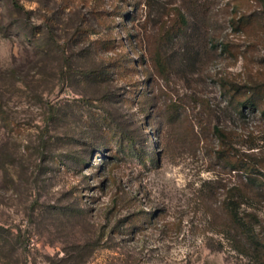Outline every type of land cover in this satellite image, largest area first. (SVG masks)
Here are the masks:
<instances>
[{
    "label": "rangeland",
    "instance_id": "1",
    "mask_svg": "<svg viewBox=\"0 0 264 264\" xmlns=\"http://www.w3.org/2000/svg\"><path fill=\"white\" fill-rule=\"evenodd\" d=\"M251 81H264V0H0V264H264L219 210L246 179L194 136L220 126L264 158V118L223 90ZM170 100L178 126L160 116ZM254 183L230 206L258 232Z\"/></svg>",
    "mask_w": 264,
    "mask_h": 264
},
{
    "label": "trees",
    "instance_id": "2",
    "mask_svg": "<svg viewBox=\"0 0 264 264\" xmlns=\"http://www.w3.org/2000/svg\"><path fill=\"white\" fill-rule=\"evenodd\" d=\"M240 22L242 23L243 21L240 19ZM180 26L182 27L181 29L184 28V24ZM163 40L164 37H156L153 40V48L149 50V61L152 74L158 79L165 80L169 73V64L162 52ZM144 86L148 89V82ZM223 90L224 94L229 98L228 102L240 114L242 113V108H247L254 110L264 118V81H251L242 87L231 85L224 87ZM147 92L148 90H143L138 98L143 100L149 98ZM183 112L184 110H182L180 104L170 100L164 105L160 116L166 117L168 123L178 126L183 122L182 119L187 118ZM194 136L197 144L202 141L208 143V136H211L216 141V146L207 151L210 158L218 162L222 169L227 170L229 173H241L246 179V183L249 186H246L245 191L244 189L241 190L239 185L226 189L225 197L227 198L220 202L219 210L230 228L233 229L238 242L243 245V249L264 259V228L262 227L260 231L256 232L252 227L254 223L258 224L257 217L251 213H247L245 217H242L230 206L232 204L231 196H233L235 190L241 192L239 193L241 195L252 196V188H255L254 182H264V158L235 149L230 142L228 132L220 126H213L212 128L202 126L198 133H194ZM138 154L140 162L145 166L149 164L152 167L160 159L159 152L156 153L155 158L150 154ZM223 188L225 187L223 186ZM237 203L240 205L242 201L239 200ZM130 228L132 229L134 226H130L129 230H131Z\"/></svg>",
    "mask_w": 264,
    "mask_h": 264
}]
</instances>
